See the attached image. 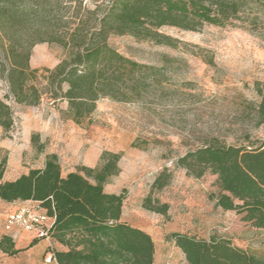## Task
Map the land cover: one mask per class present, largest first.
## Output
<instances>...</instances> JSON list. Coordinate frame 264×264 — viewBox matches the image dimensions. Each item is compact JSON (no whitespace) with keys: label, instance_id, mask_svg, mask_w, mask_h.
Masks as SVG:
<instances>
[{"label":"trees","instance_id":"trees-1","mask_svg":"<svg viewBox=\"0 0 264 264\" xmlns=\"http://www.w3.org/2000/svg\"><path fill=\"white\" fill-rule=\"evenodd\" d=\"M260 1L108 0L93 9L77 1L72 17H66L59 6V19H54L59 21L57 35L47 10L57 0H0V72L8 85L7 96L18 103L36 104L42 91L59 94L66 98L71 118L79 123L91 115L100 95L124 100L140 97L149 86L159 84L165 72L166 66L157 68L121 54L109 43L110 35L174 46L173 39L159 32L161 28L224 25ZM39 41L58 42L67 50L66 57L51 69L30 68V50ZM158 60L168 65L175 59L160 53ZM256 91L254 119L262 138L245 135L237 144L209 139L177 157L175 164L193 177L213 174L216 190L208 197L214 206L233 210L252 226L264 228V83H258ZM13 126L11 105L0 97V127L7 132ZM30 141L38 152L43 151L38 133H32ZM118 160L119 154L105 152L98 166L82 165L62 173L58 156L52 152L41 166L5 179L7 159L0 156V200L37 201L54 217L48 231L51 245L44 255L50 251L51 261L57 264H154L151 235L122 220V193L104 189L108 178L118 172ZM169 178L164 169L152 186L160 189ZM142 206L163 215L169 208L150 195L144 197ZM165 239L182 252L187 264H264L263 255L215 235L173 231ZM37 240L34 237L30 244ZM20 250L8 233L0 236L2 253L13 256Z\"/></svg>","mask_w":264,"mask_h":264},{"label":"rangeland","instance_id":"rangeland-1","mask_svg":"<svg viewBox=\"0 0 264 264\" xmlns=\"http://www.w3.org/2000/svg\"><path fill=\"white\" fill-rule=\"evenodd\" d=\"M77 1L93 9L108 0H57V5L48 6L49 23L57 35L59 21L54 19H59V6L66 17H72ZM159 32L175 45L131 35L109 36V43L124 56L157 68L166 66L165 72L161 82L140 97L100 95L91 115L79 123L59 94L42 91L36 104L15 102L7 96L8 85L0 72V97L9 102L14 118L9 131L0 127V156L9 163V177L41 166L47 153L57 154L62 173L82 165L98 166L103 153H117L118 172L108 178L104 189L122 193V220L151 235L154 264H187L182 252L165 239L173 231L226 238L264 256V228L252 226L233 210L215 207L209 199L208 193L216 190L215 176L206 172L193 177L175 164L177 157L209 139L237 144L245 135L263 137L253 109L259 100L256 86L264 83V0L252 3L224 25L202 24L196 30L165 26ZM160 53L175 60L164 65L158 60ZM66 55L58 42L39 41L30 50L29 66L51 69ZM32 133H38L44 144L42 152L32 145ZM164 169L170 173L168 182L160 189L153 187ZM146 195L166 202L167 213L144 208ZM13 207L0 200V236L6 232L4 214ZM12 240L15 247L25 244ZM45 243L44 239L33 243L35 252L30 256L37 264L44 259ZM25 255L0 252V264H22Z\"/></svg>","mask_w":264,"mask_h":264},{"label":"built area","instance_id":"built-area-1","mask_svg":"<svg viewBox=\"0 0 264 264\" xmlns=\"http://www.w3.org/2000/svg\"><path fill=\"white\" fill-rule=\"evenodd\" d=\"M54 223V217L49 216L37 201L25 200L10 212L4 214L3 226L7 233L16 239L19 231L29 232L33 237L46 240L47 246L51 245L48 234ZM46 262L51 261V252L44 255Z\"/></svg>","mask_w":264,"mask_h":264},{"label":"crops","instance_id":"crops-1","mask_svg":"<svg viewBox=\"0 0 264 264\" xmlns=\"http://www.w3.org/2000/svg\"><path fill=\"white\" fill-rule=\"evenodd\" d=\"M9 163H8V161H7V167H6V170H5V173H4V178L5 179H14L15 177H17L19 174H21V173H24V172H26V171H23V172H21V173H19L18 175H16V176H13V177H9V173H8V165ZM21 202H23V201H14V202H11V203H8V204H12V205H14V207H13V209H11L10 211H13V210H15L18 206H19V204L21 203ZM6 203V202H5ZM123 214V213H122ZM7 233V232H6ZM9 234V233H8ZM10 235V234H9ZM18 238V240H20V241H24L25 242V244L24 245H22V246H20V247H16V248H19V249H21L17 254H21V253H25L26 255L24 256V259H23V263L22 264H37V261H36V259H34V258H31V256L30 255H32V253H34L35 252V250H34V246L36 245V244H30L31 243V241L33 240V235L31 234V233H29V232H25V231H19L18 232V234H17V237H16V239ZM38 244V243H37ZM46 246H47V243H45L44 245H43V250L42 251H44L45 250V248H46ZM1 252V251H0ZM2 254H4V253H2ZM27 256V258H25ZM43 261L40 263V264H46V261H44V259H42ZM50 262H53L54 264H57L55 261H50ZM49 262V263H50Z\"/></svg>","mask_w":264,"mask_h":264}]
</instances>
